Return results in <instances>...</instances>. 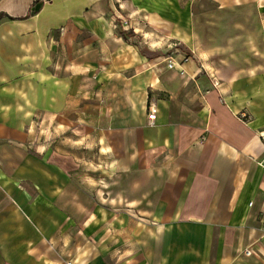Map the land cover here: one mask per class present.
Wrapping results in <instances>:
<instances>
[{
	"label": "crops",
	"instance_id": "obj_1",
	"mask_svg": "<svg viewBox=\"0 0 264 264\" xmlns=\"http://www.w3.org/2000/svg\"><path fill=\"white\" fill-rule=\"evenodd\" d=\"M36 1L0 0V264H264V58L214 84L204 0H83L60 21ZM208 1L253 7L264 56V0ZM177 41L193 54L169 68ZM39 119L62 120L61 154Z\"/></svg>",
	"mask_w": 264,
	"mask_h": 264
},
{
	"label": "rangeland",
	"instance_id": "obj_2",
	"mask_svg": "<svg viewBox=\"0 0 264 264\" xmlns=\"http://www.w3.org/2000/svg\"><path fill=\"white\" fill-rule=\"evenodd\" d=\"M83 0H45L40 5L36 3L34 15L40 16V20L48 17L55 20L71 17L76 20L82 19V16L89 15V5H82ZM31 7V8H32ZM194 22V32L199 48L204 53V58L210 65L214 81L222 82L228 79L247 80L250 74L257 71L258 64L262 63L263 55L256 51V47H261L262 39L260 34V23L257 22L253 7H247L245 10L222 9L213 1L204 0L198 4ZM243 11V12H242ZM245 11V13H244ZM245 19L244 22H234L235 19ZM53 19V20H54ZM126 25L128 22L125 20ZM40 27L46 24L40 22ZM116 29L123 34L119 22L115 23ZM45 29V28H44ZM62 27L58 30L61 31ZM82 36L87 34V30L81 28ZM56 31V30H55ZM172 41V40H170ZM55 79L59 83L55 85L56 94L60 95L62 91L60 80L64 78L62 66L56 67ZM240 75V76H239ZM238 76V77H237ZM242 118H248L247 113L242 114ZM61 119L55 120L54 126L57 128L47 134L45 128L49 122L46 119L38 120V140L39 142L52 141L56 146V152L61 154L62 148V123ZM54 132V135H52ZM76 152L72 153L78 157V148L72 147ZM88 173H94L91 165L87 169ZM71 173L73 178H77L78 168L72 167ZM94 185L88 188V193L93 192ZM90 195V194H89Z\"/></svg>",
	"mask_w": 264,
	"mask_h": 264
},
{
	"label": "built area",
	"instance_id": "obj_3",
	"mask_svg": "<svg viewBox=\"0 0 264 264\" xmlns=\"http://www.w3.org/2000/svg\"><path fill=\"white\" fill-rule=\"evenodd\" d=\"M180 53L181 54V59L180 62H178L179 64H182L188 60H190V58L192 57V51L188 50L186 47L183 46V44L179 41L177 42H173L171 44V52L168 53V55L166 56L167 59V66L169 68H173L176 65V62L174 61L175 55ZM216 82L214 81V84ZM148 118L150 120H154L155 118V110L152 109L150 110V113L148 114ZM260 141L262 143V148H263V157L262 159L258 162L259 166L264 170V132H262L260 134ZM261 224H262V229L264 231V215L261 218ZM246 254H250V251L246 250L245 252Z\"/></svg>",
	"mask_w": 264,
	"mask_h": 264
},
{
	"label": "trees",
	"instance_id": "obj_4",
	"mask_svg": "<svg viewBox=\"0 0 264 264\" xmlns=\"http://www.w3.org/2000/svg\"><path fill=\"white\" fill-rule=\"evenodd\" d=\"M43 1H44V0H37L36 3H40V4H42ZM36 3H35V4H36Z\"/></svg>",
	"mask_w": 264,
	"mask_h": 264
},
{
	"label": "water",
	"instance_id": "obj_5",
	"mask_svg": "<svg viewBox=\"0 0 264 264\" xmlns=\"http://www.w3.org/2000/svg\"><path fill=\"white\" fill-rule=\"evenodd\" d=\"M38 4H39V7H40L41 4L40 3H38ZM31 10L35 11V7H32Z\"/></svg>",
	"mask_w": 264,
	"mask_h": 264
}]
</instances>
